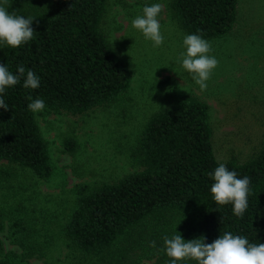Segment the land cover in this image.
Listing matches in <instances>:
<instances>
[{"label": "trees", "instance_id": "trees-1", "mask_svg": "<svg viewBox=\"0 0 264 264\" xmlns=\"http://www.w3.org/2000/svg\"><path fill=\"white\" fill-rule=\"evenodd\" d=\"M109 0H0L11 13L32 17L33 38L18 48L0 43V64L25 77L0 93V162L49 178L48 146L28 104L42 99L50 111L81 114L105 106L127 92L130 72L101 30ZM238 0H170L169 11L187 35L203 39L227 35L237 19ZM31 70L36 89L23 86ZM208 106L183 95L153 113L134 147L142 168L116 182L76 186V198L62 231L86 256L121 261L133 248L152 264H170L163 237L177 234L186 242L212 243L225 232L249 243H264V138L249 159L219 162L212 145ZM71 145L70 141H67ZM72 148V146H71ZM223 163L238 178H250L248 208L242 217L231 204H217L209 173ZM0 169V177L2 173ZM13 228H21L13 223ZM1 230V223H0ZM15 230L12 231L15 234ZM155 246H150L151 242ZM147 247V248H146ZM0 264H12L0 259ZM177 264H197L194 260Z\"/></svg>", "mask_w": 264, "mask_h": 264}, {"label": "rangeland", "instance_id": "rangeland-1", "mask_svg": "<svg viewBox=\"0 0 264 264\" xmlns=\"http://www.w3.org/2000/svg\"><path fill=\"white\" fill-rule=\"evenodd\" d=\"M155 3L163 7L159 47L132 26L143 8ZM169 4L109 0L101 30L130 72L129 89L110 104L81 114L34 112L48 146L49 178L0 162V259L12 264H152L147 250L145 255L137 247L116 262L86 256L69 244L62 228L77 185L116 182L142 168L134 147L144 124L183 95L207 104L219 162L232 157L243 162L259 150L264 138V0H238L233 29L205 39L211 44L209 55L218 61L205 91L178 59L187 34L172 18ZM14 222L21 228L14 229Z\"/></svg>", "mask_w": 264, "mask_h": 264}, {"label": "clouds", "instance_id": "clouds-1", "mask_svg": "<svg viewBox=\"0 0 264 264\" xmlns=\"http://www.w3.org/2000/svg\"><path fill=\"white\" fill-rule=\"evenodd\" d=\"M4 4L10 6L9 0H4ZM4 4H0V43L18 48L33 38V18L17 15L15 11L10 13ZM162 11V5L155 3L145 6L143 14L132 20V26L156 47L164 42L158 20ZM183 47L185 51L180 53L178 59L182 62V67L192 74L200 90L205 91L207 81L218 65L217 59L209 55L212 51L211 44L200 35L189 34L183 38ZM21 77H25L23 66H18L17 74L14 75L4 64H0V93L6 87L16 85ZM23 86L31 89L39 87V78L33 71H27ZM27 107L32 112L43 111L45 102L37 98ZM0 108L8 110L2 98ZM209 176L214 181L210 187L214 201L219 205L231 204L234 215L242 217L248 208L250 178H238L236 172L228 170L223 163L209 173ZM176 233L171 237H163V250L170 258V264L184 260H194L197 264H264V243H249L247 238L231 232H225L212 243H205L203 237L186 242L177 231ZM150 246L154 247L155 242H151Z\"/></svg>", "mask_w": 264, "mask_h": 264}]
</instances>
